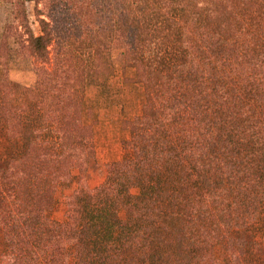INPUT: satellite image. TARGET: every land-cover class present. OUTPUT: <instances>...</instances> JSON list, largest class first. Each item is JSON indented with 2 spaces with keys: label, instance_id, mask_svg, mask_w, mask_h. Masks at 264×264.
I'll use <instances>...</instances> for the list:
<instances>
[{
  "label": "trees",
  "instance_id": "16d2710c",
  "mask_svg": "<svg viewBox=\"0 0 264 264\" xmlns=\"http://www.w3.org/2000/svg\"><path fill=\"white\" fill-rule=\"evenodd\" d=\"M3 1L0 264H264V0ZM107 13L143 103L90 188Z\"/></svg>",
  "mask_w": 264,
  "mask_h": 264
},
{
  "label": "rangeland",
  "instance_id": "374dc122",
  "mask_svg": "<svg viewBox=\"0 0 264 264\" xmlns=\"http://www.w3.org/2000/svg\"><path fill=\"white\" fill-rule=\"evenodd\" d=\"M106 19L110 22L109 30L114 36L113 49L104 55V60L109 64L111 71L109 75L101 80V88L91 87L86 92V102L95 106L91 111L90 119L95 121V161L91 164L88 172V186L94 188L103 181L105 164L117 161L125 157L126 152L121 142L128 137V133L121 128V122L125 119L135 117L143 103L142 86L135 82L125 81L133 76L131 69L122 68V37H119L118 26L112 13H107ZM11 20L9 6L0 0V39L4 25ZM35 27V26H34ZM11 48H17L16 43L10 40L8 49H0L1 55H10ZM9 67L11 78L24 80L31 84L34 81L33 66L29 59H22L12 55ZM1 73V67H0ZM129 80V79H128ZM108 94L109 98L104 99ZM75 184L69 189L60 190L56 194L57 206L52 212V217L62 219L64 212V196L69 194ZM264 241V234L262 235Z\"/></svg>",
  "mask_w": 264,
  "mask_h": 264
}]
</instances>
